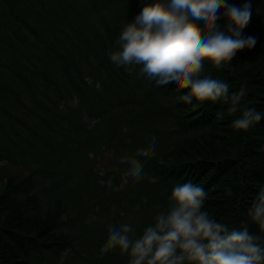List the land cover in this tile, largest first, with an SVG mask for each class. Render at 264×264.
Instances as JSON below:
<instances>
[{
  "label": "trees",
  "instance_id": "16d2710c",
  "mask_svg": "<svg viewBox=\"0 0 264 264\" xmlns=\"http://www.w3.org/2000/svg\"><path fill=\"white\" fill-rule=\"evenodd\" d=\"M144 2L107 0L115 12L105 16L92 0H0V130L9 142L29 132L58 157L1 183L0 264H128L118 249L101 255L109 226L128 223L139 235L184 182L204 188L205 210L218 222L231 228L247 219L264 188V118L235 130L240 111L230 113L229 103H185L187 89L115 66L109 53ZM251 4L242 35L255 37V47L219 69L206 62L204 74L227 82L229 94L243 87L241 105L264 117V15ZM153 136L156 155L140 158L144 177L125 183L121 157ZM103 150L115 160L105 172L96 161ZM82 156L87 166L75 176L62 162Z\"/></svg>",
  "mask_w": 264,
  "mask_h": 264
},
{
  "label": "clouds",
  "instance_id": "9594fccd",
  "mask_svg": "<svg viewBox=\"0 0 264 264\" xmlns=\"http://www.w3.org/2000/svg\"><path fill=\"white\" fill-rule=\"evenodd\" d=\"M251 0L241 5L229 0H151L144 2L134 18L120 31L118 47L109 53L117 67L139 74L157 86L173 84L188 91L185 103L223 100L228 111H240L233 120L235 130L247 131L261 121L254 108L242 106L245 95L229 94V84L205 73V63L219 69L235 59L238 52L252 49L256 38L245 37L242 30L252 18ZM87 83L92 81L85 77ZM99 89L101 85L95 84ZM78 104L74 98L73 106ZM156 138L119 163L127 165L128 178L144 177V163L156 155ZM155 183V177H149ZM110 186V182H109ZM229 194H230V190ZM207 192L192 182L176 184L170 190L168 206L139 235L125 223L109 226L101 255L118 249L128 256V264H264V188L247 210L239 227L218 222L205 210ZM254 224L258 232L249 230Z\"/></svg>",
  "mask_w": 264,
  "mask_h": 264
},
{
  "label": "rangeland",
  "instance_id": "374dc122",
  "mask_svg": "<svg viewBox=\"0 0 264 264\" xmlns=\"http://www.w3.org/2000/svg\"><path fill=\"white\" fill-rule=\"evenodd\" d=\"M107 0H92L93 3L103 5V14H110L113 8L104 4ZM257 4L258 11L264 15V0H254ZM87 4L91 7V3L86 2V6L81 5L83 14L88 10ZM105 6V7H104ZM115 12V11H113ZM112 16V15H111ZM46 141H50V137L43 134ZM67 141V140H66ZM97 157V164L102 172L103 168H114L115 160L112 159L110 152L103 150ZM56 157L54 154L50 155L49 152L38 143L35 136H30L29 132H24V140L21 142H9L3 132L0 130V185L5 181V178L11 174L26 175L30 170L37 168L41 163L45 162L48 157ZM96 157V156H95ZM58 158V157H56ZM85 157L70 158L66 162H62L64 166L74 172L76 176L84 170L87 166ZM66 257V252L62 253L61 258Z\"/></svg>",
  "mask_w": 264,
  "mask_h": 264
}]
</instances>
